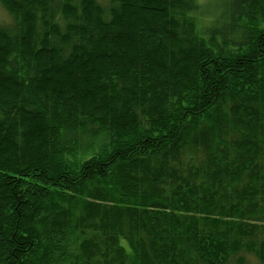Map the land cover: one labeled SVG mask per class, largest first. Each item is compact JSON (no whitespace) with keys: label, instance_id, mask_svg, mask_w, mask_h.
I'll list each match as a JSON object with an SVG mask.
<instances>
[{"label":"trees","instance_id":"obj_1","mask_svg":"<svg viewBox=\"0 0 264 264\" xmlns=\"http://www.w3.org/2000/svg\"><path fill=\"white\" fill-rule=\"evenodd\" d=\"M0 5V264H264V0Z\"/></svg>","mask_w":264,"mask_h":264},{"label":"rangeland","instance_id":"obj_2","mask_svg":"<svg viewBox=\"0 0 264 264\" xmlns=\"http://www.w3.org/2000/svg\"><path fill=\"white\" fill-rule=\"evenodd\" d=\"M199 1L201 2V4L204 3L210 5V8L209 7L206 9L204 8L202 13L199 15L201 16V18H203L202 19L203 24L206 26L212 22V19L214 17L218 16L216 13H214L215 5L220 6V2H221V6H222L227 0H199ZM7 20H9V16L0 5V22L1 23L6 22Z\"/></svg>","mask_w":264,"mask_h":264}]
</instances>
